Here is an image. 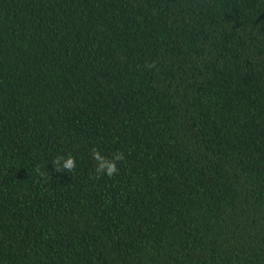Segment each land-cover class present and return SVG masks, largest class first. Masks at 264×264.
Returning <instances> with one entry per match:
<instances>
[{
	"label": "trees",
	"instance_id": "obj_1",
	"mask_svg": "<svg viewBox=\"0 0 264 264\" xmlns=\"http://www.w3.org/2000/svg\"><path fill=\"white\" fill-rule=\"evenodd\" d=\"M0 264H264V0H0Z\"/></svg>",
	"mask_w": 264,
	"mask_h": 264
},
{
	"label": "clouds",
	"instance_id": "obj_2",
	"mask_svg": "<svg viewBox=\"0 0 264 264\" xmlns=\"http://www.w3.org/2000/svg\"><path fill=\"white\" fill-rule=\"evenodd\" d=\"M122 158V154L115 157V159L111 162H105L103 165L100 166L99 171H105L109 176L114 174L117 171L116 168V160ZM75 157L68 155L67 157H57L54 161V166L56 171H60L61 169L71 170L75 167Z\"/></svg>",
	"mask_w": 264,
	"mask_h": 264
}]
</instances>
